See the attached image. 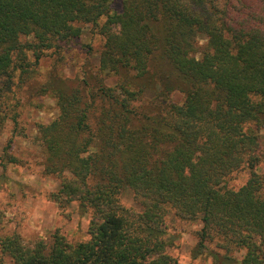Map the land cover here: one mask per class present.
Here are the masks:
<instances>
[{"label": "trees", "instance_id": "16d2710c", "mask_svg": "<svg viewBox=\"0 0 264 264\" xmlns=\"http://www.w3.org/2000/svg\"><path fill=\"white\" fill-rule=\"evenodd\" d=\"M114 7L115 0H0V109L30 66L28 52L39 64L44 50L80 37L83 25L103 40L98 82L83 74L73 88H53L57 114L38 125L44 172L60 178L53 199L78 201L89 214L88 239L54 234L26 245L14 235L2 250L13 264H174L163 227L172 212L200 221L196 256L264 264V175L257 171L264 0ZM106 70L115 84L104 82ZM173 90L181 103L168 99ZM242 172L244 182L232 186ZM123 188L138 208L121 201ZM239 250L240 259L232 255Z\"/></svg>", "mask_w": 264, "mask_h": 264}, {"label": "rangeland", "instance_id": "374dc122", "mask_svg": "<svg viewBox=\"0 0 264 264\" xmlns=\"http://www.w3.org/2000/svg\"><path fill=\"white\" fill-rule=\"evenodd\" d=\"M121 6L122 0H115L114 8L120 10ZM100 21L102 22L103 18ZM94 29L91 25H83L80 37L60 43L59 49L44 50L39 64H32L34 56L28 52L30 66L19 71L14 79L13 91L3 98L0 109V190H5L4 184L10 180V165L23 168V173L17 171L16 167L12 168V173L16 176L34 174L36 178L31 183L11 179L9 203L0 205L6 210L13 207V201L18 200L20 205L28 202L24 211L17 206L16 214L11 217H5V212L0 210V264H13L2 250L1 242L14 235L26 245H32L39 240L49 243L54 234L73 242L88 237V224L84 225L80 218L89 217V214L80 209L78 201H62L59 204L53 199L52 194L60 187V178L44 172L45 153L38 139V125L50 122L57 114L53 88L62 87L67 90L73 88L80 84L83 74L88 75L94 84L100 79L98 64L103 40ZM198 40L200 44L201 41L204 42L202 36H199ZM158 64L161 69L164 68ZM106 72L104 82L107 85L115 84L116 77L109 71ZM154 87L151 85L146 88L142 95L143 100L152 96ZM168 99L178 104L182 102L183 94L173 90L168 94ZM262 120V127L259 130L260 161L257 171L264 175V115ZM7 154L13 156L15 161H8ZM245 177L244 172L239 173L230 184L238 187L244 182ZM48 180L53 181V190L42 192L41 187ZM41 197L51 203L47 208L40 209L43 216L42 222L38 221L40 229L25 232L27 212L40 202ZM120 199L124 204L138 208L133 193L128 188L121 190ZM52 211L56 212V216L49 219ZM74 218L75 230L72 231ZM163 227L165 238L171 242L167 252L175 258L174 264H181L185 255L190 258L186 264H197L198 258L199 264H207L210 255L196 256L198 241L196 233L201 227L198 219H181L169 212L163 221ZM206 245L208 250L215 249L214 242H208ZM242 254L243 251L240 250L232 253L238 259Z\"/></svg>", "mask_w": 264, "mask_h": 264}, {"label": "clouds", "instance_id": "9594fccd", "mask_svg": "<svg viewBox=\"0 0 264 264\" xmlns=\"http://www.w3.org/2000/svg\"><path fill=\"white\" fill-rule=\"evenodd\" d=\"M201 43H203V41H201ZM198 58L199 57H197V59ZM13 167H16L17 171H19L20 173H23V168H20L19 166H12V165L9 166L10 180L4 184V189L5 190H0V205L9 203L8 191L12 190L11 187H10L11 179H19L22 182L31 183L36 178L34 174L33 175L16 176L14 173H12V168ZM53 187H54L53 181L48 180L46 183H44L42 185L41 191L42 192L51 191V190H53ZM12 203H13V207L12 208H8V209L5 210L2 207H0V210H3L5 212V217H11V216L15 215L17 206H20V210L21 211H24L27 208V206H28V202H26L24 205H20V202L18 200L17 201H13ZM50 203H51L50 201H48V200L44 199L43 197H41L40 198V202L34 208H31L27 212V217H26V220H25V225L27 227L25 228V232H29V231H31L33 229H36V230L40 229V223L38 221L42 222V220H43V216L41 214L40 209L47 208ZM73 203H75V201ZM53 216H56V212L55 211H52L49 214V219H51ZM80 219L83 221L84 225H87L89 223V219L90 218L89 217H81ZM9 227H11V226H9ZM74 230H75V218H74V222H73V225H72V231H74ZM41 235H43V232H41ZM82 239L83 240H87L88 237H82ZM189 259L190 258L187 255H185L182 258V260H181V264H186V262ZM197 264H199V258L197 260ZM207 264H212L211 257H209V259L207 261Z\"/></svg>", "mask_w": 264, "mask_h": 264}]
</instances>
